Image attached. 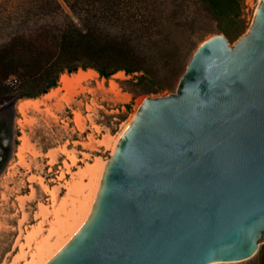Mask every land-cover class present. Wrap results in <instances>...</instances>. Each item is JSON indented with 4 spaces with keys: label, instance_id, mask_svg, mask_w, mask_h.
Here are the masks:
<instances>
[{
    "label": "water",
    "instance_id": "95a60500",
    "mask_svg": "<svg viewBox=\"0 0 264 264\" xmlns=\"http://www.w3.org/2000/svg\"><path fill=\"white\" fill-rule=\"evenodd\" d=\"M264 238V0L234 45L202 42L174 93L147 97L91 214L47 264L246 262Z\"/></svg>",
    "mask_w": 264,
    "mask_h": 264
},
{
    "label": "rangeland",
    "instance_id": "374dc122",
    "mask_svg": "<svg viewBox=\"0 0 264 264\" xmlns=\"http://www.w3.org/2000/svg\"><path fill=\"white\" fill-rule=\"evenodd\" d=\"M59 2L67 15L80 24V19L63 0ZM90 3L102 10L114 6L109 12L112 19L102 23L113 35L119 32L116 23L121 19L129 20L125 26L136 22L137 28L149 15L163 21L162 31L153 28V33H158L152 38L139 35L134 43L139 48H149L148 55L153 53V73L143 80L138 79L141 74L116 73L109 79L98 74L96 80L82 83V88L77 87L70 96L62 90L59 80L58 86L47 94L30 98L40 102L37 108L30 106L21 114L18 105L30 100L22 99L15 106V119L0 118V143L11 154L0 172V264H17L24 232L36 225L43 233L48 232L54 216L42 215V207L54 205L56 209H63L60 215L65 218L78 206L88 195L92 181L88 166L112 157L111 148L102 144L103 137L117 136L136 115L138 103L142 105L145 98L174 93L199 45L212 36L224 34L198 0H91ZM258 4L259 0H240V17L227 37L231 45L248 33ZM7 10L6 13L0 10V15L6 17L0 45L8 44L22 30L18 15H13L12 9ZM148 23L149 20L146 26ZM111 83L117 85L120 94L112 91ZM58 89H61L58 97L46 98ZM66 95L70 100L62 99ZM43 187L50 192H45ZM213 264H264V238L259 241V252L253 259Z\"/></svg>",
    "mask_w": 264,
    "mask_h": 264
},
{
    "label": "trees",
    "instance_id": "16d2710c",
    "mask_svg": "<svg viewBox=\"0 0 264 264\" xmlns=\"http://www.w3.org/2000/svg\"><path fill=\"white\" fill-rule=\"evenodd\" d=\"M90 1L63 0L80 19L79 24L67 15L59 0H0L1 12L12 9L22 27L8 44L0 45V113L5 116L0 115L1 119L9 116L15 119L17 102L47 94L58 86L65 73L94 70L101 78L109 79L125 72L128 76L141 74L139 80L152 75L153 53L148 55L149 48H139L134 43L139 35L152 38L158 33H153V28L162 31L163 21L149 15L137 28L134 27L136 22L125 26L129 20L121 19L116 23L119 32L113 35L102 23L107 24L105 21L112 19L109 12L114 6L105 5L102 10ZM198 1L217 23L219 31L229 38L230 28L237 25L236 19L240 17V0ZM5 20L6 17L0 15V34ZM152 47L157 50V46ZM1 132L0 126V137ZM0 149L1 172L11 154L2 143Z\"/></svg>",
    "mask_w": 264,
    "mask_h": 264
},
{
    "label": "bare ground",
    "instance_id": "6f19581e",
    "mask_svg": "<svg viewBox=\"0 0 264 264\" xmlns=\"http://www.w3.org/2000/svg\"><path fill=\"white\" fill-rule=\"evenodd\" d=\"M261 2L262 0H259L258 8ZM119 73L123 74V72ZM97 77L98 73L94 70H79L71 76L63 74L60 77V84L62 85V90L66 91L68 96H70L77 87H81L82 83L89 80H96ZM111 89L116 94H120L117 85L114 83H111ZM60 90L61 89H58L51 95H46V98L58 97ZM68 96L66 95L62 99L68 101L70 100ZM124 97L127 98L126 96ZM39 103L40 102L37 99L23 100L18 105V110L21 114H24L28 107L34 106L37 108ZM140 107L141 102L138 103L136 113ZM79 118L80 116H78V119ZM134 118L135 115L131 117L124 129L117 136L105 135L103 137L102 144L107 148H111L112 156L122 134L132 123ZM17 156L22 158L21 154H18ZM71 160L74 162L73 159ZM107 165L108 161L96 160L93 164L88 166L87 173H89L92 178V181L88 185V195L82 199L71 213L66 214L65 218H62L60 215V212H64L63 209H56V206L54 205H51L48 208L42 207V215L51 213L52 216H54L52 223L46 233H43L44 231H42V228L38 225L32 227L29 231L24 232V235H22L24 242L21 244V248L17 254V264H47L72 240L91 214ZM43 189L45 192H50L46 187H43Z\"/></svg>",
    "mask_w": 264,
    "mask_h": 264
}]
</instances>
